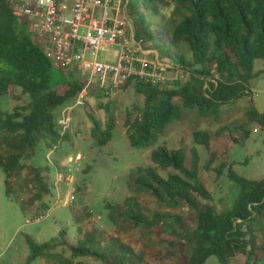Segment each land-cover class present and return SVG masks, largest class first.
I'll return each instance as SVG.
<instances>
[{"label":"trees","instance_id":"16d2710c","mask_svg":"<svg viewBox=\"0 0 264 264\" xmlns=\"http://www.w3.org/2000/svg\"><path fill=\"white\" fill-rule=\"evenodd\" d=\"M145 1L169 6L167 0ZM171 2L175 5L167 17L172 27L170 44L179 49L183 43L191 54L186 58L183 52L176 53L174 64L170 62L171 70L180 68L189 72L190 79L172 89H162L136 78L126 82L122 88L132 85L143 95V106L138 114L132 117L127 112L124 119L129 144L137 149L153 145L168 126L181 117L182 108L196 110L203 117L217 118L221 106L245 97H249L245 111L248 121L257 123L264 132V110L258 111L250 97V81L259 73L254 71L255 61L264 62V0ZM136 30L138 37L151 39L153 36L142 18ZM148 43L145 47L151 46ZM52 66L51 60L32 41L26 25L13 14L9 0H0V96L11 94L17 86L29 97L27 103L16 104L10 111L0 108V168L9 196L14 192L12 177L25 172V187L18 185V188L27 189L29 204L41 201L50 193V168L24 161L34 157L40 141H46L52 149L67 137L61 132L55 111L75 99L84 86L82 79L63 77L60 85L66 88L58 92L52 87ZM93 90L90 88V93ZM104 107L108 110L107 104ZM89 117L95 145H105L113 135V116L109 115L103 125L92 114ZM240 126L248 136L249 130ZM191 139L189 148L157 145L150 152L154 165L138 167L131 176L137 196L144 194L164 208L145 210L137 196L128 198L123 205L106 201L104 206L109 219L121 229L124 228L122 223L129 221L148 234L160 232L177 236L176 243L169 241L170 246L177 245L181 257H185L177 264H205L212 256L219 264H231L237 254L245 255L244 264H258L264 259L253 261V256L259 248L264 251V244L258 246L255 242L253 221L256 216H264V176L246 178L236 173L230 163L227 177L238 192L229 208L217 210L210 203L211 192L201 181L200 156L195 146L204 145L209 151L210 158L204 164L207 168L217 155L210 147L211 134L194 130ZM224 166L222 162L212 169L220 175ZM181 208H186L188 214L182 216L176 212ZM84 216L86 222H90L91 212L86 209ZM81 220L74 241L66 238V230H61L59 237L42 243L26 235L29 253L21 264H29L37 257L51 264H84L77 259L83 256L95 257L104 264H149L144 250L137 252L119 239L101 246L104 232L95 225L87 228L85 223L80 224ZM58 246H65L70 255L55 251ZM151 255L156 258L160 254L155 250Z\"/></svg>","mask_w":264,"mask_h":264},{"label":"rangeland","instance_id":"374dc122","mask_svg":"<svg viewBox=\"0 0 264 264\" xmlns=\"http://www.w3.org/2000/svg\"><path fill=\"white\" fill-rule=\"evenodd\" d=\"M167 1L169 6L157 1L151 3L144 0H129L128 7L133 15L132 20L136 21V27L142 18L146 28L153 35L151 39L144 38L145 46L150 42L152 48L157 49L166 62L174 64L173 56H176V53L183 52L186 58L191 54L187 45L183 43H180L179 49L170 44L172 27L167 17L175 4L171 0ZM131 8L135 10L132 11ZM166 52L169 55H166ZM109 56L112 57L113 52ZM103 57L104 55L101 54L99 59ZM263 68V60L257 59L254 71L259 73L250 81V97L258 111L264 110V72H260ZM177 69L181 71L178 76L182 74L184 82V79L187 81L190 79V75L184 74L185 72L183 73L180 68ZM169 74L172 75L173 71ZM50 76L52 87L60 93L66 88L65 85H60L63 77L66 79L76 77L80 80L82 78L77 73H62L55 65L50 69ZM89 88H93V92L90 93L89 89L87 95L80 98V103L75 105L78 100L76 97L55 111L57 123L61 111L65 110V115L69 116L65 133H63L67 137L52 149L46 141L44 143L40 141L35 148L34 157L24 161L26 164L49 166L48 175L51 184L49 194L45 195L41 201L29 204L27 189L18 188V185L23 186L25 178L23 171L12 177L14 192L10 196L7 195L4 184L5 175L0 168V264H21L26 260L29 253L26 235L42 243L59 237V232L66 230V238L74 241L80 219H82L80 224L85 223L87 228L95 225L104 232L101 246H106L113 239H119L137 252L144 250L149 264L180 263L185 257H181V251L177 245L171 247L169 243V241L176 243L177 236L160 232L148 234L143 228L132 226L129 221L123 222L124 228L121 229L109 219L108 210L104 206L105 202H117L123 205L128 198L137 196L131 176L138 167L154 165L150 160V152L157 145L165 144L171 149L182 145L189 148L192 145V131L206 130L211 134V150L217 155L205 168L204 164L210 158L209 151L204 145H195L200 156V178L212 194L213 199L210 203H213L219 211L229 208L238 192L227 177V167L230 163L236 173L246 178L260 179L264 176V132L257 123L249 122L245 115L249 106V97L221 106L217 118L203 117L196 110L182 108L181 117L168 126L165 134L161 135L157 142L149 147L137 149L129 144L124 119L127 112L132 117L138 114L143 106V95L137 93L132 85L115 91H106L107 89H98L94 86ZM28 100V95L14 86L11 94L0 96V108L10 111L16 104L23 105ZM106 104L108 110L104 107ZM90 114L102 125L109 115L114 118L113 135L103 146H96L91 137L93 124ZM240 125L249 130L248 136L241 130ZM222 162L225 166L220 176L212 168L219 166ZM63 165L66 169L60 173ZM61 175H69L70 180H61ZM137 198L145 210L164 208L162 204L144 194H140ZM41 204L45 206L42 207ZM86 209L92 214L90 222H86L84 216ZM176 212L182 216L188 214L186 208L178 209ZM253 222L256 228L255 242L258 246L263 245L264 216H256ZM155 250L160 255L151 258ZM55 251L66 256L70 255L65 246H58ZM259 258L264 259L262 248L256 251L253 261H258ZM77 259L84 264H104L92 256ZM244 262V254H237L230 261L231 264H244ZM29 264L51 263L37 257ZM205 264H219V262L212 256ZM258 264H264V260L259 261Z\"/></svg>","mask_w":264,"mask_h":264},{"label":"built area","instance_id":"2783aa9c","mask_svg":"<svg viewBox=\"0 0 264 264\" xmlns=\"http://www.w3.org/2000/svg\"><path fill=\"white\" fill-rule=\"evenodd\" d=\"M9 4L53 65L84 80L75 105L91 86L115 91L135 78L162 89L184 83L182 74L178 76L181 71L171 70L159 51L145 47V39L137 36L129 0H9ZM68 118L61 111L62 133ZM63 179L70 177L61 175Z\"/></svg>","mask_w":264,"mask_h":264}]
</instances>
